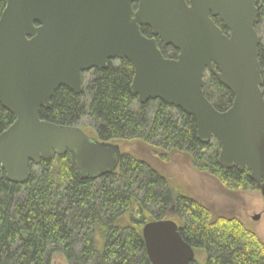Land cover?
Wrapping results in <instances>:
<instances>
[{
  "label": "water",
  "instance_id": "water-1",
  "mask_svg": "<svg viewBox=\"0 0 264 264\" xmlns=\"http://www.w3.org/2000/svg\"><path fill=\"white\" fill-rule=\"evenodd\" d=\"M218 20L223 31L215 24ZM255 0H5L0 15V106L14 117L0 134L5 180L24 185L29 167L70 155L80 181L111 175L118 144L78 127L42 121L59 88L82 93L81 77L125 60L139 105L159 101L193 117L196 139L220 147L222 169L246 170L264 201V100ZM142 28L151 32L148 38ZM178 55L166 59L156 41ZM208 73L233 97L218 112L205 98ZM259 215L253 217L258 221ZM150 264H192L194 251L171 220L142 227Z\"/></svg>",
  "mask_w": 264,
  "mask_h": 264
},
{
  "label": "trees",
  "instance_id": "trees-1",
  "mask_svg": "<svg viewBox=\"0 0 264 264\" xmlns=\"http://www.w3.org/2000/svg\"><path fill=\"white\" fill-rule=\"evenodd\" d=\"M255 1V31L263 35L258 62L264 100V0ZM4 8L5 0H0V15ZM214 22L228 34L217 19ZM141 33L151 36L147 28ZM156 43L164 58L176 59L175 50ZM132 79L125 60L108 63L83 80L81 95L59 88L39 118L80 129L85 123L101 142L137 141L184 153L221 182L243 189L254 186L246 170L218 166L219 144L196 139L193 117L159 101L139 105L130 91ZM203 93L218 112L233 101L208 73ZM13 122L0 106V134ZM159 220L177 225L194 251L192 264H264V245L252 232L233 219L212 218L192 198L175 196L158 171L132 154L123 153L111 175L85 181L76 177L69 154L31 165L24 185L7 182L0 168V264H50L53 253L62 254L68 264H150L141 231Z\"/></svg>",
  "mask_w": 264,
  "mask_h": 264
},
{
  "label": "rangeland",
  "instance_id": "rangeland-1",
  "mask_svg": "<svg viewBox=\"0 0 264 264\" xmlns=\"http://www.w3.org/2000/svg\"><path fill=\"white\" fill-rule=\"evenodd\" d=\"M263 39V35H259ZM88 79V75L84 77ZM88 136L94 133L85 123L79 125ZM115 143V142H113ZM124 154H132L158 171L167 189L179 198L188 197L208 209L212 218L233 219L252 232L264 245V201L254 186L247 189L224 183L192 162L184 153L164 152L137 141L116 142ZM180 153V154H179ZM259 215L258 221L253 217ZM50 264H68L60 253H53Z\"/></svg>",
  "mask_w": 264,
  "mask_h": 264
},
{
  "label": "flooded vegetation",
  "instance_id": "flooded-vegetation-1",
  "mask_svg": "<svg viewBox=\"0 0 264 264\" xmlns=\"http://www.w3.org/2000/svg\"><path fill=\"white\" fill-rule=\"evenodd\" d=\"M108 63H110V64H113V65H115V64H117L118 63V61H110V62H107V64ZM107 64H106V68H107ZM105 68V69H106ZM104 69V70H105ZM94 71H103V70H91V71H89V72H87V73H84L83 75H82V77H81V81H82V88H83V80H84V77L86 76V75H88V76H90Z\"/></svg>",
  "mask_w": 264,
  "mask_h": 264
}]
</instances>
